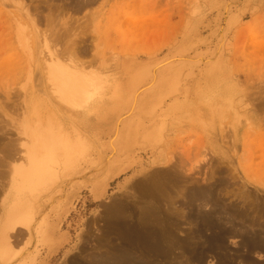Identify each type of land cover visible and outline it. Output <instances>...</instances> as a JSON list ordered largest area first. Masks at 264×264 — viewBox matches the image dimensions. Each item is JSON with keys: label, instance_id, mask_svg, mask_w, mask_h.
I'll return each mask as SVG.
<instances>
[{"label": "rangeland", "instance_id": "374dc122", "mask_svg": "<svg viewBox=\"0 0 264 264\" xmlns=\"http://www.w3.org/2000/svg\"><path fill=\"white\" fill-rule=\"evenodd\" d=\"M77 1L0 0V264H264V0Z\"/></svg>", "mask_w": 264, "mask_h": 264}, {"label": "bare ground", "instance_id": "6f19581e", "mask_svg": "<svg viewBox=\"0 0 264 264\" xmlns=\"http://www.w3.org/2000/svg\"><path fill=\"white\" fill-rule=\"evenodd\" d=\"M20 0H18V2H19ZM60 1V0H59ZM85 1V0H84ZM83 1V2H84ZM87 2H93L94 0H86ZM24 2V1H23ZM78 2V1H77ZM81 2V1H80ZM80 2H78V4H76V8H78V7H80V5H83V2L82 3H80ZM48 3V2H47ZM39 4H40V2H39ZM24 5V4H23ZM88 5V4H87ZM21 6H22V4H21ZM38 6V5H37ZM28 7V6H27ZM30 7V6H29ZM33 7V6H32ZM39 7H40V5H39ZM38 7V8H39ZM64 7H66V6H64ZM75 7V6H74ZM51 8V7H50ZM85 8V7H84ZM31 9V8H30ZM34 9V8H33ZM40 9V8H39ZM79 9V8H78ZM45 10V9H44ZM57 10V9H56ZM61 11H62V8H61ZM41 12V11H40ZM21 13V12H20ZM23 13H25V16H24V14ZM21 15H23V17L26 19V15H30L29 13V11H28V9L26 8V6L24 7V12H23ZM53 13V12H52ZM43 15V14H42ZM31 16H29V18H30ZM28 17H27V19H28V21H30L31 22V25H35V23H34V18H30L29 19ZM26 19V20H27ZM71 19V18H70ZM73 21V20H72ZM75 21V20H74ZM83 21H85V20H83ZM13 22V21H12ZM75 22H77V21H75ZM41 23V22H40ZM20 24V23H19ZM28 24H29V22H28ZM30 25V24H29ZM30 25V26H31ZM32 27H34V26H31L30 28H32ZM36 27V28H35ZM35 29L37 30L38 28H37V24L35 25ZM34 29V30H35ZM33 30V29H32ZM31 30V31H32ZM17 31V30H16ZM29 31V30H28ZM69 31V30H68ZM30 32V31H29ZM34 32V31H33ZM70 32V31H69ZM44 33V32H43ZM35 34V33H34ZM46 34V33H45ZM259 34V33H258ZM29 35V34H28ZM251 35V34H250ZM41 36V35H40ZM40 36L38 35L36 38L37 39H35V42H37L39 39H40ZM43 36V35H42ZM65 36V35H64ZM60 37H62V36H60ZM19 38V37H18ZM64 38V37H63ZM261 39V38H260ZM80 40V39H79ZM81 41V40H80ZM43 42V41H42ZM44 44V43H43ZM46 44V43H45ZM44 44V45H45ZM76 44V45H75ZM37 45H38V42H37ZM43 46V45H42ZM83 46V47H82ZM38 47H40V45H38ZM44 48H46L47 47V45H46V47L45 46H43ZM42 47V48H43ZM69 47V46H68ZM82 47V48H81ZM41 48V47H40ZM40 48H37V51L40 49ZM71 48V47H70ZM35 49V48H34ZM68 49V48H67ZM72 49L73 50H70V51H75L74 53H76V56H77V53L79 54L80 53V55L82 54H86L87 53V51H88V49L89 48H87L86 46H85V44H82V43H78V42H74V44L72 45ZM254 49V48H253ZM49 51V48H47L46 49V51L45 52H47V53H50L49 55L50 56H52L51 58H50V60L51 59H53V60H55V61H53L54 62V65H51V64H49L51 67H49V68H52V66L54 67V69H56L57 68V70L59 71V73L61 72L62 74H64L65 75V77L67 76V78L69 79V81H70V79H73V81H74V78L75 79H77L78 77L80 78V76H81V74H80V72H77V71H75V72H73L75 69H73L72 67H71V65H70V63L71 62H69V63H64L62 60H60V61H58L59 60V58H57V56H56V58H55V55L57 54H54V53H51L50 51ZM69 50V49H68ZM256 50V49H255ZM20 51H21V49H20ZM25 51V50H24ZM67 51V50H66ZM77 51V52H76ZM55 52V51H54ZM68 52V51H67ZM66 53V52H65ZM60 54V53H59ZM70 54V53H69ZM72 54V53H71ZM252 54V53H251ZM257 54V53H256ZM41 55H42V50H41ZM74 55V54H73ZM37 56V55H36ZM48 56V55H47ZM50 56H48V57H50ZM59 56V55H58ZM62 56V55H61ZM71 57V56H70ZM74 58V57H73ZM256 58V57H255ZM261 58V57H260ZM30 59V58H29ZM70 59V58H69ZM72 59V58H71ZM75 60V59H74ZM263 60V59H262ZM262 60H260V61H262ZM51 61V62H52ZM70 61V60H69ZM72 61V60H71ZM252 61V60H251ZM18 62V61H17ZM259 62V61H258ZM73 63H75V62H73ZM86 63V62H85ZM53 64V63H52ZM76 64H77V66H78V61L75 63V67H76ZM257 64V63H256ZM74 66V65H73ZM79 66L80 67H82L81 65H80V63H79ZM78 66V67H79ZM89 67V66H88ZM85 67H83L82 69H84ZM28 69V68H27ZM87 69V68H86ZM257 69V68H256ZM250 70V69H249ZM255 70V69H254ZM253 70V71H254ZM53 72V71H52ZM74 73V74H73ZM78 75V76H77ZM87 75V74H86ZM36 77H37V75H36ZM66 78V79H67ZM84 78V77H83ZM80 80H82V79H80ZM84 80H85V78H84ZM64 81H65V79H64ZM69 81H68V86L70 85L69 84ZM79 80H77V81H75L76 83L75 84H77V82H78ZM71 82V81H70ZM83 82V81H82ZM62 84V83H61ZM83 84V83H82ZM81 84H79V86H80ZM88 85V84H87ZM59 86V85H58ZM72 86V85H71ZM74 86V85H73ZM73 89V88H72ZM75 90V89H74ZM81 92V91H80ZM62 95V94H61ZM66 96V95H65ZM61 97V96H60ZM76 97V96H75ZM67 100V99H66ZM70 100V99H69ZM74 100V99H73ZM261 105H263V104H261ZM116 133V132H115ZM262 163V162H261ZM259 168V167H258ZM260 169V168H259ZM253 170V169H252ZM262 170V169H261ZM174 172V171H173ZM211 172V171H210ZM221 172V171H220ZM211 173H213V172H211ZM161 174V173H160ZM174 174V173H173ZM215 174V173H214ZM178 175V174H177ZM177 175H176V172H175V174L172 176V177H177ZM180 176H181V174H180ZM179 176V177H180ZM223 176V175H222ZM156 177H157V175H156ZM220 177H221V175H220ZM261 177V176H260ZM182 178V177H181ZM213 178V177H212ZM167 179V178H166ZM165 179V180H166ZM184 179H186V178H184ZM173 182H178V179H171ZM196 181V180H195ZM218 181V180H217ZM226 181V180H225ZM158 182L159 181H157L156 183L158 184ZM190 182V181H189ZM198 182V181H197ZM155 182H150V184H148L147 186H145V188H147V191H148V189H150L151 187H154V184H156ZM164 183V182H163ZM166 183V182H165ZM171 183V182H170ZM176 183H173V185L172 186H174V187H176ZM224 183V182H223ZM229 183V182H228ZM236 183V182H235ZM211 184V183H210ZM160 185H162L161 183H160ZM168 185V184H167ZM179 185V184H178ZM191 185H192V183H191ZM140 186H142V185H140ZM171 185L169 184V188H171L170 187ZM187 186V185H186ZM202 185H200V186H197V185H195V184H193L192 186H190L189 188H187V191H186V198H188L187 200H192L193 201V199H195V200H197V199H199V198H202V197H206V196H208V198H209V200H210V197H212L213 198V192H212V190L211 189H209V188H205V187H207V186H203V187H201ZM167 187V186H166ZM174 187H173V189H174ZM236 187V186H235ZM168 188V190H170ZM143 189H144V187H143ZM178 189H180V188H178ZM140 190V189H139ZM232 190H234V189H232ZM146 191V192H147ZM154 191V190H153ZM171 191L176 195L177 194V189L175 190V192H174V190H172V188H171ZM182 191H184V190H182ZM261 191V190H260ZM140 192V191H139ZM157 192V191H156ZM165 192V191H164ZM171 192V193H172ZM144 194V193H143ZM167 194V193H166ZM163 195V194H162ZM168 195V194H167ZM177 196H178V194H177ZM210 196V197H209ZM185 197V196H184ZM155 198H157V197H155ZM159 198V197H158ZM238 198H240V197H238ZM173 199V198H172ZM206 199V198H205ZM204 199V200H205ZM174 200V199H173ZM212 200V199H211ZM219 200V199H218ZM240 200V199H239ZM238 200V201H239ZM242 200V199H241ZM206 201H208V199L206 200ZM205 201V202H206ZM217 201V200H216ZM186 202V201H185ZM190 201H188V203H189ZM219 202V201H218ZM218 202H216V204L218 203ZM187 203V204H188ZM214 203V202H213ZM222 203V202H221ZM239 203V202H238ZM259 203H261V202H259ZM210 204V203H209ZM143 205V204H142ZM255 205V204H254ZM260 205V204H259ZM159 206V205H158ZM244 206H245V203H244ZM248 206H250V205H248ZM160 207V206H159ZM215 207H216V205H215ZM224 207V206H223ZM234 207V206H233ZM256 207V206H255ZM142 208V207H141ZM171 208V207H170ZM234 208H236V207H234ZM145 209V208H144ZM162 209V208H161ZM173 209V208H172ZM242 209V208H241ZM240 208L239 209H236L235 211H234V213L232 212V210L230 211V213H229V211H228V209H227V213H228V215L230 216L231 214L234 216H236L237 217V219H236V217L234 218V221L232 222L231 220H233V219H229V221H231L232 222V224H234L235 225V221L236 220H238V217H239V219L240 218H243V220L245 221V223H246V220H247V216H249V215H247L246 214V212H245V210L247 211L248 209H245V210H241ZM259 209V208H258ZM155 210V209H154ZM158 210V209H157ZM160 210V209H159ZM168 210H169V208H168ZM260 210H262V209H260ZM172 211V210H171ZM220 211H222V209L221 210H219V212ZM224 211H226V209L224 210ZM223 211V212H224ZM264 211V210H263ZM223 212H221V214L223 213ZM232 212V213H231ZM159 213H160V211H159ZM169 213V212H168ZM167 213V214H168ZM225 213V212H224ZM248 213V212H247ZM148 214V213H147ZM151 214V213H150ZM208 214H210V213H208ZM254 214H256V213H254ZM159 215H161L160 217L162 218V213H160ZM192 215V217H193V214H191ZM253 215V214H252ZM251 215V216H252ZM260 215H262V214H260ZM142 216V215H141ZM173 216V215H172ZM190 216V215H189ZM197 216V215H196ZM205 217H206V215H204ZM225 216V215H224ZM228 216V217H229ZM233 216H232V218H233ZM257 216H258V214H257ZM166 217V216H165ZM169 215L167 216V218L169 219ZM205 217H203V218H205ZM254 217V216H253ZM252 217V218H253ZM264 217V216H263ZM144 217H142V219H143ZM150 218H151V216H150ZM164 218V217H163ZM166 218V219H167ZM189 218V217H188ZM194 218V217H193ZM227 218V217H226ZM230 218H231V216H230ZM165 219V218H164ZM167 219V220H168ZM172 219V218H171ZM198 219V218H197ZM206 219V218H205ZM208 219V218H207ZM225 219V218H224ZM236 219V220H235ZM251 219V218H250ZM189 220H190V218H189ZM204 220V219H203ZM254 220V222L256 223V219H253ZM142 221H145V220H142ZM156 221V220H155ZM188 221V220H187ZM240 221H241V219H240ZM258 221V220H257ZM146 222V221H145ZM153 222V221H152ZM213 222V221H212ZM242 222V221H241ZM254 222H250L249 224H247V225H245V228H249V227H253L254 226ZM144 223V222H143ZM236 223H238V221L236 222ZM264 223V222H263ZM207 224V223H206ZM212 224V223H211ZM239 224H240V222H239ZM242 225V224H241ZM236 226V225H235ZM173 227V226H172ZM176 227V226H175ZM264 227V226H263ZM263 227H261V228H263ZM258 228V227H257ZM256 228V229H257ZM232 229V228H231ZM235 229V228H234ZM259 229H260V227H259ZM190 230V229H189ZM195 230H197V229H195ZM244 230H246V229H244ZM248 230V229H247ZM250 230V229H249ZM261 230V229H260ZM154 232L156 231V230H153ZM165 231V230H164ZM258 231V230H257ZM196 232H199L198 230L196 231ZM249 233H250V231H248ZM253 232V231H252ZM252 232H251V234H252ZM264 233V230L262 229V231H261V233ZM128 233L129 232H127V235H128ZM171 233V232H170ZM258 233V232H257ZM261 233H258V234H261ZM126 234V233H125ZM135 234V233H134ZM133 234V235H134ZM154 234V233H153ZM166 235H169V233L167 232V233H165ZM253 234H256V233H253ZM257 234V235H258ZM158 235V234H157ZM201 235V234H200ZM239 235H241V234H239ZM257 235H255V236H257ZM161 236V235H160ZM170 236V235H169ZM264 236V235H263ZM132 237H134V236H132ZM131 237V238H132ZM141 237V236H140ZM158 237V236H157ZM167 237V236H166ZM172 237V236H171ZM219 237H222V236H219ZM262 237V236H261ZM131 238H129V239H131ZM153 238V237H152ZM202 238H203V236H202ZM128 239V240H129ZM155 239H156V237H155ZM166 239V238H165ZM172 239V238H171ZM187 239V238H186ZM220 239V238H219ZM218 239V240H219ZM252 239H253V236H252ZM132 240V239H131ZM163 240V239H162ZM162 240H161V242H162ZM196 240H197V238H196ZM221 240V239H220ZM250 240V239H249ZM204 241V240H203ZM203 241H201V242H203ZM253 242H251L250 244H251V247H252V245L253 246H255V248H261V250L262 249H264V239H262V240H258V238L257 237H255L253 240H252ZM258 241H260V243L258 242ZM140 242V241H139ZM156 242V241H155ZM158 242V241H157ZM171 242V241H170ZM205 242V241H204ZM210 242H211V239H210ZM127 244H129V243H127ZM131 244V243H130ZM143 244V243H142ZM157 244H159V243H157ZM161 244V243H160ZM247 244V243H246ZM112 246H113V244H112ZM164 245H162V247H163ZM111 247V246H110ZM108 248V247H107ZM115 248V247H114ZM127 248H129L128 247V245H127ZM164 248V247H163ZM117 249V248H116ZM119 249V248H118ZM117 249V253H115V254H113V253H111V254H109L108 255V253L110 252L109 250L107 251L108 253L107 254H104L103 253V257H101V256H99V258L101 257V258H104V260H106L105 262H108L109 264H130V262L131 263H133V264H138L139 262L137 261H133L132 260V258H134V256H132V255H134V254H132L131 252H127V251H121L120 249V251ZM123 249V248H122ZM126 249V248H125ZM130 249V248H129ZM115 250V249H114ZM149 250V249H148ZM165 250V249H164ZM119 251V252H118ZM139 251V250H138ZM146 251H147V249H146ZM150 251H151V249H150ZM96 252V251H95ZM99 252H100V250H99ZM101 252H102V250H101ZM139 253V252H138ZM143 253V252H142ZM146 253V252H145ZM100 254V253H99ZM151 254V253H150ZM201 254V253H200ZM138 255V254H137ZM146 255V254H145ZM154 255V254H153ZM159 255V254H158ZM168 255V254H167ZM193 255V254H192ZM160 256V255H159ZM200 256V255H199ZM130 257H132V258H130ZM141 257V256H140ZM163 257H164V255H163ZM195 257H197V258H200V257H198V256H195ZM88 258H90V256H88ZM136 258V257H135ZM188 258V257H187ZM98 259V258H97ZM130 259V260H129ZM156 259V258H155ZM159 259V258H158ZM163 259V258H162ZM165 259V258H164ZM99 260V259H98ZM195 260V259H194ZM200 260V259H199ZM198 260V261H199ZM92 261V260H91ZM140 261H142V260H140ZM136 262V263H135ZM182 264H183V262H181ZM199 263V262H198ZM186 264V263H185Z\"/></svg>", "mask_w": 264, "mask_h": 264}, {"label": "crops", "instance_id": "0c3cea01", "mask_svg": "<svg viewBox=\"0 0 264 264\" xmlns=\"http://www.w3.org/2000/svg\"><path fill=\"white\" fill-rule=\"evenodd\" d=\"M82 111H85V110H83V109H78V110L75 112L74 116L77 118V122H80V123H81L80 126H82V128H83L84 125H82V124H83V122H84L85 120H84L83 117H82V114H83ZM81 113H82V114H81ZM88 117L91 118L92 115H89ZM72 135H73V133H72ZM92 135H93V132L90 131V133H88V136H86V137H88V138H92ZM73 136H75V135H73ZM75 137H76V136H75ZM86 137H85V139H86ZM82 139H84V138H82ZM76 140H77V139H76ZM99 141H101V139H100ZM103 141H105V139H104Z\"/></svg>", "mask_w": 264, "mask_h": 264}]
</instances>
